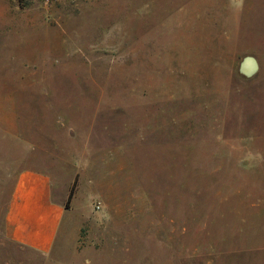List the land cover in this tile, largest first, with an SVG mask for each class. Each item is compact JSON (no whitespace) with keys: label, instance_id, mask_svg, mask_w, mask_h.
<instances>
[{"label":"rangeland","instance_id":"1","mask_svg":"<svg viewBox=\"0 0 264 264\" xmlns=\"http://www.w3.org/2000/svg\"><path fill=\"white\" fill-rule=\"evenodd\" d=\"M22 168L75 179L45 251ZM0 264H264V0H0Z\"/></svg>","mask_w":264,"mask_h":264},{"label":"crops","instance_id":"2","mask_svg":"<svg viewBox=\"0 0 264 264\" xmlns=\"http://www.w3.org/2000/svg\"><path fill=\"white\" fill-rule=\"evenodd\" d=\"M54 183L44 170L22 168L16 173L5 210L9 238L38 250L53 245L65 210L67 189L54 193Z\"/></svg>","mask_w":264,"mask_h":264},{"label":"water","instance_id":"3","mask_svg":"<svg viewBox=\"0 0 264 264\" xmlns=\"http://www.w3.org/2000/svg\"><path fill=\"white\" fill-rule=\"evenodd\" d=\"M258 67L257 59L250 54L244 55L241 62L239 69L242 73L246 75H251L253 72L256 71Z\"/></svg>","mask_w":264,"mask_h":264},{"label":"trees","instance_id":"4","mask_svg":"<svg viewBox=\"0 0 264 264\" xmlns=\"http://www.w3.org/2000/svg\"><path fill=\"white\" fill-rule=\"evenodd\" d=\"M74 185H75V179H74V181L72 182V184L70 185V188H69V191H68V194H67V197H66L65 203H64V206H65V207H67L68 204H69V201H70L71 196H72V194H73Z\"/></svg>","mask_w":264,"mask_h":264}]
</instances>
